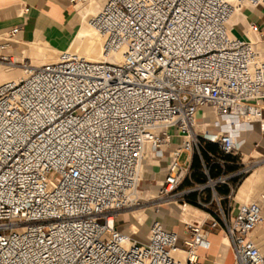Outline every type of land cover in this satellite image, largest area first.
<instances>
[{"label": "built area", "instance_id": "2783aa9c", "mask_svg": "<svg viewBox=\"0 0 264 264\" xmlns=\"http://www.w3.org/2000/svg\"><path fill=\"white\" fill-rule=\"evenodd\" d=\"M262 6L106 0L89 22L107 61L61 52L39 68L19 64L26 79L0 88V264H216L201 252L216 229L230 264H264L252 236L264 193L235 200L264 164L242 152L254 124L264 132V56L229 25L236 9ZM244 29L259 33L254 23ZM16 32L4 35L0 68L17 65L8 48ZM203 109L211 119L200 122ZM226 117L246 125L230 149L239 130ZM145 204L156 215L175 205L204 217L181 227L153 218L143 242L116 217Z\"/></svg>", "mask_w": 264, "mask_h": 264}, {"label": "crops", "instance_id": "0c3cea01", "mask_svg": "<svg viewBox=\"0 0 264 264\" xmlns=\"http://www.w3.org/2000/svg\"><path fill=\"white\" fill-rule=\"evenodd\" d=\"M75 8V4L70 0H0V44L5 42L4 35L7 32L12 29H17L16 34L13 36V41L8 44V48L13 57H20L23 48L27 44L32 43H44L63 52L64 49L66 50V46H68V43L77 28L74 16L75 10H73ZM236 21L238 22L235 24ZM248 23H254L259 27L258 47L264 56V6L255 9H246L244 13L237 11L231 25L236 37L247 39L244 28H246ZM253 37L254 35L250 37V40H254ZM10 70L12 71L7 70L8 72H6L3 68L0 69V82L14 80L7 79L5 76L6 73L14 71L20 72V69H17L16 67H13ZM203 114L202 111L198 114L200 122L207 121L209 118L211 119L209 113L207 117H202ZM242 152L245 155V158L251 156L256 157L258 155L264 157V132H260L258 124H254V128L248 135V141ZM121 215L122 212L116 217V225L118 228L123 229L126 225L128 226L130 223H133L126 231L132 233L130 232V229L134 227L136 229L134 233H137L135 238L145 242L150 216L147 215L146 222L143 225L139 224L140 226H138L129 218L123 223L117 222ZM160 215V221L162 223H168L166 225L170 226L173 225V220L170 217H167L166 213L161 212ZM140 218L139 215V218L136 219L137 223L140 222ZM261 238L264 239V236H261ZM208 240L211 243L210 249L213 250L215 255V263L229 264V262L227 263V260L232 253L229 249L227 238L222 233H219L217 238H214V235L212 234L209 236Z\"/></svg>", "mask_w": 264, "mask_h": 264}, {"label": "bare ground", "instance_id": "6f19581e", "mask_svg": "<svg viewBox=\"0 0 264 264\" xmlns=\"http://www.w3.org/2000/svg\"><path fill=\"white\" fill-rule=\"evenodd\" d=\"M100 1L97 0H88L86 3L76 7L75 9V22L77 24V28L72 35L68 46H66V50L64 49L63 52H66L72 56H75L77 58H83L85 60L91 61V62H104L107 61L103 54V40L100 38L95 30L93 29L92 25L90 24L89 20L95 17L98 12L100 11L102 5L100 4ZM237 11H241V9H236V11L233 13L229 25H230V34L231 36H234L233 29L231 27L232 20L237 13ZM254 35V40H250L251 36ZM236 37V35L234 36ZM247 38L252 42L255 50L258 53H261L258 47L259 44V33H247ZM61 52L50 47L47 44L44 43H32L27 44L23 50L22 55L19 58H14V61L16 64H26V63H32L29 65L30 68H39L45 63L52 62V59H57L58 54ZM262 54V53H261ZM57 56V57H56ZM55 59V60H56ZM51 60V61H50ZM53 60V61H55ZM14 67V66H13ZM13 67L3 68L5 71L12 69ZM0 68V69H2ZM30 69H21V76L14 80H8V81H1L0 82V88H2L5 84L11 83L16 84L21 80L26 79V77L29 74ZM264 186V167L257 168L250 176H248L243 184L241 185L237 195L236 200L237 201H246L245 199L251 197L250 195L252 193H255L258 188ZM256 190V191H255ZM147 193H144L140 195V200H147L153 196H155V191H150L147 198H145ZM169 209L167 212L169 214L173 213V209L179 208V222H190V221H199L201 222L202 217H204V214L193 207H177L175 205H169ZM135 210H142V212L145 211V208H138ZM133 212V211H132ZM141 212H133L132 216L136 220L139 218V215ZM201 216V217H200ZM131 223L128 225L127 229L130 227ZM263 228L261 226V223L256 226L254 229L252 235L256 234V237L253 236V239L259 243V247L263 250L264 249V239L260 237L258 234L259 231ZM136 229L132 227L130 229V232L134 233ZM137 233H134V236ZM133 235V234H132ZM224 235V234H223ZM225 236V235H224ZM226 237V236H225ZM227 238V237H226ZM148 236L146 235L145 241H147ZM228 240V238H227ZM229 243V240H228ZM226 244V241H225ZM230 249V246H229ZM231 250V249H230ZM232 253V252H231ZM182 252H178L179 256H182Z\"/></svg>", "mask_w": 264, "mask_h": 264}, {"label": "rangeland", "instance_id": "374dc122", "mask_svg": "<svg viewBox=\"0 0 264 264\" xmlns=\"http://www.w3.org/2000/svg\"><path fill=\"white\" fill-rule=\"evenodd\" d=\"M97 1H100L101 3V5H103V3H105V1L106 0H97ZM80 5H82L81 3H76L75 4V6L76 7H78V6H80ZM238 21H236L235 22V24L237 23ZM232 25V24H231ZM235 36V35H234ZM21 57V56H20ZM57 57V56H56ZM19 58V57H18ZM56 58H55V56H54V59H52V61L53 60H55ZM51 61V60H50ZM30 64H32V63H26V64H24V65H26V66H28V65H30ZM14 67H16L17 69H26L24 66H22V65H19V64H17V65H15ZM9 71H12V70H9ZM6 72H8V71H6ZM5 76H6V78L7 79H17V78H19L20 76H21V72H19V71H14V72H9V73H6L5 74ZM202 112L204 113L203 115H202V117H207V115H208V112H207V110H205V109H203L202 110ZM186 157H187V154L186 153H182L181 155H180V157H179V159H178V163L180 164V165H182L183 164V162L185 161V159H186ZM264 166V164L263 165H261V166H259V167H263ZM259 167H257V168H259ZM256 168V169H257ZM255 169V170H256ZM250 176V175H249ZM152 191H155V189H152L151 190V192ZM256 191V190H255ZM263 193V187H260V188H258L257 189V191L255 192V193H252L250 196L251 197H249V198H247V199H245V200H251V199H257L259 196H260V194H262ZM148 195H149V192L146 194V196H145V198H147L148 197ZM144 206H146V209H145V211L144 212H142V210H135V209H138V208H142V207H144ZM144 206H141V207H133V208H130V209H126V210H124V211H122V215L118 218V220H117V222H121V223H123V222H125L128 218L131 220V221H133L136 225H138V226H140V225H143L145 222H146V220H147V215H149L150 216V220H149V222H148V225H149V223H150V221H151V219H153V218H156V219H159V220H161V215L160 214H155V213H153L149 208H147L148 207V205H144ZM178 210H179V208L178 209H173V213L172 214H169L167 211H168V208L166 209V208H162V209H160V211L161 212H164V213H166L167 214V217H170L172 220H173V225H166V224H168V223H166L165 225L167 226V227H181V225H182V223L181 222H179V218L177 217L178 215ZM141 212V214H140V222L139 223H137V221L133 218V216H132V213L133 212ZM201 217V216H200ZM203 218V217H202ZM131 224H133V223H131ZM140 224V225H139ZM261 226H263V229H261L260 231H259V235H260V237L261 236H264V222L263 223H261ZM128 226L126 225V227L125 228H127ZM124 228V229H125ZM260 233H262V234H260ZM142 234H143V232H142ZM213 235H214V238H217V236L219 235V231H217V229L215 230V231H213ZM252 236H254V237H256V234H254V235H252ZM177 245L178 246H181L182 245V241L181 240H179L178 241V243H177ZM202 252V254H206V253H208V259L206 260V262L207 263H209V262H211V259L213 258V256H214V252H213V250L212 249H209V250H207V251H205V250H202L201 251ZM232 254H231V256L228 258V260H227V263L229 262V264H230V262H231V260H232Z\"/></svg>", "mask_w": 264, "mask_h": 264}, {"label": "clouds", "instance_id": "9594fccd", "mask_svg": "<svg viewBox=\"0 0 264 264\" xmlns=\"http://www.w3.org/2000/svg\"><path fill=\"white\" fill-rule=\"evenodd\" d=\"M226 122L228 124H233L231 117H226ZM233 125L235 126L234 128L238 129L239 131L231 133L230 138L227 142L228 149L236 145L238 138H239V132L242 131L246 127V125L242 124L238 119L235 121Z\"/></svg>", "mask_w": 264, "mask_h": 264}]
</instances>
